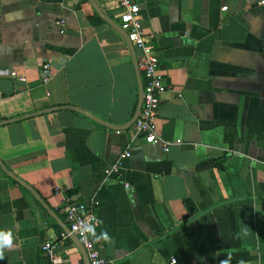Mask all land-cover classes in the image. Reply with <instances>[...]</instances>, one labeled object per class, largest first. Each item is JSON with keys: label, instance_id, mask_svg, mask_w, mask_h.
Returning a JSON list of instances; mask_svg holds the SVG:
<instances>
[{"label": "crops", "instance_id": "0c3cea01", "mask_svg": "<svg viewBox=\"0 0 264 264\" xmlns=\"http://www.w3.org/2000/svg\"><path fill=\"white\" fill-rule=\"evenodd\" d=\"M133 1L169 86L156 143L115 0H0V264H88L68 198L114 264H264V0Z\"/></svg>", "mask_w": 264, "mask_h": 264}, {"label": "built area", "instance_id": "2783aa9c", "mask_svg": "<svg viewBox=\"0 0 264 264\" xmlns=\"http://www.w3.org/2000/svg\"><path fill=\"white\" fill-rule=\"evenodd\" d=\"M120 10L119 18L121 28L126 33L130 44L140 51L137 57V66L143 75L142 103L139 113L134 120L133 127L136 136L143 135L147 143L158 142L157 121L164 93L168 90L166 75L160 67V61L156 53V47L151 37L144 30L140 16V7L133 0H115ZM225 10L227 7H223ZM56 24L61 27V32H65V19H59ZM52 65L47 62L42 66V82L48 83L51 79ZM11 75L23 78L17 71H11ZM177 142H181L178 140ZM169 143H165L164 149L168 150ZM131 156V150L127 148L120 154L117 163L112 167L111 173H119L121 169V159ZM127 187L130 185L127 183ZM94 204H87L83 201L66 199L64 212L69 225V233L75 235L86 252L89 264H114L112 261L102 256L100 248L92 237L84 239L78 230V222L90 220L93 223L99 221L94 209ZM69 234L62 233L63 239ZM43 248L53 256V247L50 242ZM171 263H176V258L171 259Z\"/></svg>", "mask_w": 264, "mask_h": 264}, {"label": "clouds", "instance_id": "9594fccd", "mask_svg": "<svg viewBox=\"0 0 264 264\" xmlns=\"http://www.w3.org/2000/svg\"><path fill=\"white\" fill-rule=\"evenodd\" d=\"M102 221H97L96 223L90 220H83L78 222V230L80 231L81 237L87 239L89 236L94 240L103 239L109 241L110 237L107 232H101L99 235L96 233V227ZM14 245V236L12 230L0 229V259L4 258L5 249H11ZM220 264H230V258L222 260Z\"/></svg>", "mask_w": 264, "mask_h": 264}, {"label": "water", "instance_id": "95a60500", "mask_svg": "<svg viewBox=\"0 0 264 264\" xmlns=\"http://www.w3.org/2000/svg\"><path fill=\"white\" fill-rule=\"evenodd\" d=\"M126 34V33H125ZM130 43V42H129ZM131 45V44H130ZM132 46V45H131ZM142 90H143V88H142ZM141 103H142V97H141V101H140V104H139V107H138V111H137V113H136V117H137V115H138V113H139V110H140V107H141ZM136 117H135V119H136ZM88 261V260H87ZM88 264H89V262H88Z\"/></svg>", "mask_w": 264, "mask_h": 264}, {"label": "trees", "instance_id": "16d2710c", "mask_svg": "<svg viewBox=\"0 0 264 264\" xmlns=\"http://www.w3.org/2000/svg\"><path fill=\"white\" fill-rule=\"evenodd\" d=\"M7 122H10V120H8V119H4V120H2V123H7Z\"/></svg>", "mask_w": 264, "mask_h": 264}]
</instances>
